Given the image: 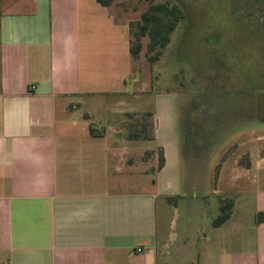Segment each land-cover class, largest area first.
Instances as JSON below:
<instances>
[{
  "label": "crops",
  "instance_id": "1",
  "mask_svg": "<svg viewBox=\"0 0 264 264\" xmlns=\"http://www.w3.org/2000/svg\"><path fill=\"white\" fill-rule=\"evenodd\" d=\"M130 73L128 23L96 0H0V264H264L261 139L240 144L247 165L220 167L225 223L159 230L157 201L181 198L178 103L134 106ZM146 114L153 139L129 138Z\"/></svg>",
  "mask_w": 264,
  "mask_h": 264
},
{
  "label": "rangeland",
  "instance_id": "2",
  "mask_svg": "<svg viewBox=\"0 0 264 264\" xmlns=\"http://www.w3.org/2000/svg\"><path fill=\"white\" fill-rule=\"evenodd\" d=\"M154 1L178 4L185 20L152 65L147 38L142 39L143 49L131 60L127 79L129 102L138 107V95L147 100L148 110H155L154 97L177 99L181 198L169 204L158 200L156 213L159 230L172 225L180 236L188 227H213L218 192L229 188L226 172L220 188L216 185L222 163L248 164L241 143L260 138L253 155L264 158V0ZM147 7L144 0H114L109 10L115 20L134 24ZM144 121L151 122L141 115L129 130ZM244 193L239 207L254 208L255 196Z\"/></svg>",
  "mask_w": 264,
  "mask_h": 264
},
{
  "label": "trees",
  "instance_id": "3",
  "mask_svg": "<svg viewBox=\"0 0 264 264\" xmlns=\"http://www.w3.org/2000/svg\"><path fill=\"white\" fill-rule=\"evenodd\" d=\"M102 7L109 8L114 0H96ZM148 7L140 14V18L136 23H129V53L131 60L137 58L143 49L142 39L147 38L146 57L152 65L163 54V51L170 43L171 35L176 28L185 20L184 10L176 3L170 1L155 2L154 0H144ZM151 115L146 114L144 117L149 118ZM139 127H135L129 133L131 139L151 140L152 123L146 121L139 123ZM91 129V128H90ZM92 131V130H91ZM158 155L156 170H160L164 165V156L162 148H157ZM154 152V151H153ZM152 152V153H153ZM178 197H175V199ZM174 199V198H172ZM233 199H218V216L212 221L213 227H218L225 223L231 214L233 207ZM256 224L264 223V210L258 211L254 216Z\"/></svg>",
  "mask_w": 264,
  "mask_h": 264
},
{
  "label": "built area",
  "instance_id": "4",
  "mask_svg": "<svg viewBox=\"0 0 264 264\" xmlns=\"http://www.w3.org/2000/svg\"><path fill=\"white\" fill-rule=\"evenodd\" d=\"M29 89L34 90V86H31ZM140 251H141L140 249H137V252H140Z\"/></svg>",
  "mask_w": 264,
  "mask_h": 264
}]
</instances>
